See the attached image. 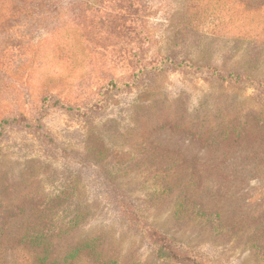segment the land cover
<instances>
[{
  "label": "rangeland",
  "instance_id": "rangeland-1",
  "mask_svg": "<svg viewBox=\"0 0 264 264\" xmlns=\"http://www.w3.org/2000/svg\"><path fill=\"white\" fill-rule=\"evenodd\" d=\"M36 1L0 0V264H264V0Z\"/></svg>",
  "mask_w": 264,
  "mask_h": 264
},
{
  "label": "trees",
  "instance_id": "trees-1",
  "mask_svg": "<svg viewBox=\"0 0 264 264\" xmlns=\"http://www.w3.org/2000/svg\"><path fill=\"white\" fill-rule=\"evenodd\" d=\"M35 2L37 5L41 3V1L31 0V3H35ZM241 25H243V24L241 23ZM217 27H219V26H217ZM178 65L179 66L183 65V61L179 62ZM189 66H193V65H189ZM208 69L211 70L213 72V74H215L218 78H221V79H235V80H237L240 77L239 75H232V74H228L225 76V75H221L219 73V71L215 68L208 67ZM41 103H42V106L45 108H58V109H67V110H73L74 109V107L65 105L61 101L55 99L52 96H48V95H46L42 98ZM74 110L77 111L78 109L75 108ZM8 124L29 125V123L25 122V120L23 119L22 116H15V117H12L10 119H7V118L2 119L1 125H8ZM178 205H179V208L184 207V205H180V204H178ZM196 212L198 213L199 210L198 211L196 210ZM45 236H46V234H44V233L40 234V238L45 237ZM148 236L151 240V243L155 245L154 250L156 252V255L159 258H161L163 260L174 261L177 263H181L183 259L185 261L188 258V257H186V255H180V254L176 253L175 252L176 248L171 244L170 240L167 237L160 235L159 233L158 234L155 233L153 231V228H151V227H148ZM29 238L32 240L33 237H29ZM36 238H34V239L36 240ZM31 243H36V241L32 240ZM83 247L84 248H93L94 244L92 242L91 243H85L83 245ZM43 251H45V250L42 249V253H40L41 255L38 257V264H59L56 261H45L46 255H45V252H43Z\"/></svg>",
  "mask_w": 264,
  "mask_h": 264
}]
</instances>
